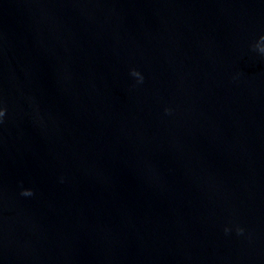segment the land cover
<instances>
[{"label":"water","instance_id":"1","mask_svg":"<svg viewBox=\"0 0 264 264\" xmlns=\"http://www.w3.org/2000/svg\"><path fill=\"white\" fill-rule=\"evenodd\" d=\"M258 46L264 0H0V264H264Z\"/></svg>","mask_w":264,"mask_h":264},{"label":"clouds","instance_id":"2","mask_svg":"<svg viewBox=\"0 0 264 264\" xmlns=\"http://www.w3.org/2000/svg\"><path fill=\"white\" fill-rule=\"evenodd\" d=\"M259 47V46H258ZM259 51L261 52V53H264V47H259ZM132 75L133 76H136V77H138L139 78V80H140V82H143V77L141 76V74L139 73V72H137V71H133L132 72ZM5 115V113L3 112V111H0V117H3ZM22 195H25V196H31V195H33V193L31 192V191H25V192H23L22 193ZM227 231V230H226ZM240 232H241V234H242V229L241 230H239Z\"/></svg>","mask_w":264,"mask_h":264}]
</instances>
